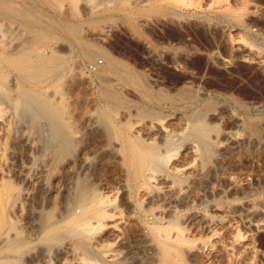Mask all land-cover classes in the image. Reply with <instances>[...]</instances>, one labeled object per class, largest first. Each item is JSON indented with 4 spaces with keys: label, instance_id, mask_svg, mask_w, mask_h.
<instances>
[{
    "label": "rangeland",
    "instance_id": "374dc122",
    "mask_svg": "<svg viewBox=\"0 0 264 264\" xmlns=\"http://www.w3.org/2000/svg\"><path fill=\"white\" fill-rule=\"evenodd\" d=\"M0 7V219L23 241L0 250V264H264V0ZM164 124L178 130L167 146L156 130ZM128 140L169 151L164 179L134 174ZM93 192L120 212L119 225L93 232L101 239L67 219L79 201L90 215ZM45 221L53 235L44 240ZM241 235L244 249L229 251Z\"/></svg>",
    "mask_w": 264,
    "mask_h": 264
},
{
    "label": "bare ground",
    "instance_id": "6f19581e",
    "mask_svg": "<svg viewBox=\"0 0 264 264\" xmlns=\"http://www.w3.org/2000/svg\"><path fill=\"white\" fill-rule=\"evenodd\" d=\"M35 6H36V4H35ZM2 7V6H1ZM0 7V8H1ZM14 7V6H13ZM2 8H4V7H2ZM17 8V7H16ZM15 8V9H16ZM22 9V8H21ZM6 11L8 10V9H5ZM17 11H19V9H16ZM22 10H20V13H22L21 12ZM9 11H7V13H8ZM11 12V11H10ZM9 12V13H10ZM23 12H24V10H23ZM11 13H14V12H11ZM25 13V12H24ZM16 14V13H15ZM27 15V14H26ZM5 16V15H4ZM7 16V15H6ZM12 17V16H11ZM19 20H20V18H18ZM22 21V20H21ZM23 24V23H22ZM63 24H64V22H63ZM65 25V24H64ZM70 25V24H69ZM29 26V25H28ZM31 26V25H30ZM50 27H52L51 25H49ZM26 28H27V26H26ZM32 30V29H31ZM34 30V29H33ZM59 30V29H58ZM27 31L29 32V30H28V28H27ZM70 33V32H69ZM47 35H52V34H50L49 32L47 33ZM42 37V36H41ZM34 40V39H33ZM83 44V43H82ZM87 46V45H86ZM85 49V48H84ZM83 49V50H84ZM94 49V48H93ZM97 50H100V49H97ZM90 53V52H89ZM25 54V53H24ZM92 54V52L90 53V54H88V56H90ZM94 55H96V53L94 54ZM98 56H100L99 54H97ZM93 56V55H92ZM97 56V57H98ZM27 57V56H26ZM97 57H95V59H97ZM83 58V57H82ZM87 58V57H86ZM23 59V58H22ZM45 59V58H44ZM48 59V58H47ZM46 59V60H47ZM90 60L92 59V58H89ZM88 59V60H89ZM95 59H92V61L93 60H95ZM110 59V58H109ZM38 60V59H37ZM52 60V59H51ZM50 60V61H51ZM86 60V59H85ZM3 60H2V58L0 57V62H2ZM14 62L16 61V59H14L13 60ZM19 61V60H18ZM43 61V60H42ZM113 61V60H112ZM18 63V62H17ZM51 63V62H50ZM49 63V64H50ZM54 63V62H53ZM52 63V64H53ZM111 63V62H110ZM110 63H108V64H110ZM34 64V63H33ZM48 64V65H49ZM92 64H93V62H92ZM114 65H116V63H114ZM21 66V65H20ZM30 66V65H29ZM50 66V65H49ZM6 67V66H5ZM16 66L14 65V68H15ZM31 67V66H30ZM114 67V66H113ZM19 68H22V67H19ZM45 68V67H44ZM89 68V67H88ZM99 68H101V67H97V68H95V72L97 73V71H101V70H99ZM115 68H117V66L115 67ZM121 68V67H120ZM101 69H103V68H101ZM119 69V68H118ZM104 70V69H103ZM108 70V69H107ZM124 69H120V71H123ZM109 71V70H108ZM126 71V70H125ZM124 71V72H125ZM113 71H111V73H112ZM101 73V72H100ZM103 74V73H102ZM113 74H115V73H113ZM98 75V77H99V79H103L104 80V76H102V75H100V74H97ZM103 75H105V73L103 74ZM107 75V74H106ZM108 76H109V74H108ZM111 77V76H110ZM110 77H109V81H110ZM119 77V76H118ZM123 77V76H122ZM106 78H107V76H106ZM107 80V79H106ZM112 80V79H111ZM143 80V79H142ZM101 81V80H100ZM125 81H127V80H125ZM102 82V81H101ZM145 82V81H144ZM4 84V83H3ZM4 86V85H3ZM1 87H2V82H1V75H0V89H1ZM4 88V87H3ZM3 90V89H2ZM102 91V90H101ZM104 91V90H103ZM188 91V90H187ZM186 90H184V91H179V94L180 95H185L186 94V92H187ZM110 94V93H109ZM106 95H108V94H106ZM187 97L186 98H188V96L189 95H186ZM191 97V96H190ZM1 107H2V99H1V96H0V111H1ZM3 109V108H2ZM143 111V110H142ZM145 111V110H144ZM149 111V110H148ZM145 112H147V109H146V111ZM151 112V111H150ZM1 113V112H0ZM205 113V112H204ZM142 114V113H141ZM151 114V113H150ZM149 114V115H150ZM203 114V112H197V113H194L193 114V116L191 117V118H193V119H195V121L193 122V125L191 124V123H189V124H191L192 125V128L194 127V130H195V133H196V135H198V136H202L203 134H204V132H205V130H206V126H205V124L201 121V118H203L204 117V115H202ZM152 115H156V114H152ZM159 118V116L157 115V116H155L154 118ZM160 119H158L157 121H159ZM191 121V120H190ZM173 122V121H172ZM160 123V122H159ZM170 124V123H169ZM172 125H170V127L166 124H164V125H159V127H157L156 128V130H157V132H159L160 133V135H161V138H162V140H163V143L167 146V145H169V144H171V143H173V139H174V137L176 136V134H178V130L176 131V129H174L173 128V126L171 127ZM188 126V125H187ZM149 128H151V127H148V125H147V127H145V130H146V132L147 131H149L150 129ZM142 129H144V128H142ZM152 129V128H151ZM179 129V128H178ZM254 129V128H253ZM138 130V129H137ZM182 130H184V129H182ZM207 130H209L208 128H207ZM255 130V129H254ZM151 131V130H150ZM180 132L181 131H179V134H180ZM138 134V133H137ZM149 134V133H148ZM155 135V134H154ZM129 136H131V135H129ZM153 136V135H152ZM156 136V135H155ZM178 137V136H177ZM189 137V136H188ZM176 138V137H175ZM190 138V137H189ZM177 142H178V140H177ZM124 143V142H123ZM176 143V142H175ZM204 143H206V142H204ZM127 144H128V147H127V151H125L126 152V154H125V159H126V162L128 163V164H131L132 165V167H133V172H134V174L135 175H140V177H141V179H142V181H144V182H147V183H150L151 181H155V180H157V181H159V180H162V179H164V173H162L161 172V169H162V167H164L165 168V164H166V161H167V159L169 158L170 159V156H169V151H168V153H166L167 152V148L165 149V153H166V155L163 153V154H161V153H155L153 150L154 149H156V147H155V145L153 144V143H151V142H142V141H136V140H132V141H130V140H128L127 141ZM123 145V144H122ZM183 145V144H182ZM171 146V145H170ZM173 146V145H172ZM192 146V145H191ZM195 146V145H194ZM125 147V146H124ZM187 147H188V145H187ZM193 147V146H192ZM168 148H170V147H168ZM180 148H181V146H180ZM209 148V147H208ZM124 149V148H123ZM162 150V149H161ZM178 151L179 149H176L175 148V151ZM174 151V152H175ZM212 153V152H211ZM85 154V153H84ZM144 154H146L147 155V157L145 158L144 157ZM173 156V155H172ZM81 159H84V157H82ZM145 159L147 160V162L145 161ZM82 161V160H81ZM83 161H85V160H83ZM175 165V164H174ZM173 165V166H174ZM177 165V164H176ZM172 166V165H171ZM183 167V166H182ZM186 166H184L183 168H178V167H169L172 171H180L181 173H183L184 174V172H185V170L184 169H186L185 168ZM158 171V172H157ZM187 171V170H186ZM160 172V173H159ZM189 172V171H188ZM138 177V176H137ZM203 179V178H202ZM183 179L181 178V179H179V181H180V183L179 184H182V181ZM200 180H198V182H199ZM161 182V181H160ZM164 182V181H163ZM167 184V183H166ZM171 184V183H170ZM163 185H165V184H163ZM207 185V184H206ZM205 185V186H206ZM145 186H147V184L145 185ZM159 186V185H158ZM166 186V185H165ZM168 186V185H167ZM166 186V188L168 189V187ZM148 187V186H147ZM207 187V186H206ZM139 188H141V187H139ZM176 188V187H175ZM2 189V188H1ZM148 189H149V187H148ZM159 189V188H158ZM170 189V188H169ZM178 189V188H177ZM165 190V189H164ZM125 191V190H124ZM149 191V190H148ZM160 191V190H159ZM177 191V190H176ZM154 192V191H153ZM180 192V191H179ZM1 193V192H0ZM94 193V192H93ZM92 193V194H93ZM96 193V192H95ZM93 194L92 195V197H91V200L93 201V203H95V206L91 209V211H90V215H88V216H85V205H83L82 204V201H79V202H77V204H76V207H75V210L73 211V213H72V215L71 216H69L67 219H68V222H71V224H73V225H75L76 227H77V229L80 231V232H83V233H86V234H91L90 235V237H94L95 235H93V232H95L97 229H100V228H102V227H113L116 223H115V220H113V215H114V213L116 212V211H118V213H120L119 212V210H116V209H114V208H112V206L110 207L109 205L107 206V199H106V197L105 196H103V194ZM99 193H101V192H99ZM168 193V192H167ZM171 193V192H170ZM1 195V194H0ZM166 195V194H165ZM169 196V195H168ZM185 196V195H184ZM168 198V197H167ZM171 198V197H170ZM183 198V197H182ZM182 198H181V200H182ZM185 198V197H184ZM169 200V199H168ZM176 200H177V198H176ZM123 201H125V200H123ZM170 202V201H169ZM182 202V201H181ZM88 205H90V204H88ZM170 205V204H169ZM113 206H114V204H113ZM172 207V206H171ZM118 209V208H117ZM53 211V210H52ZM261 211V210H260ZM117 213V212H116ZM115 213V214H116ZM118 215V214H117ZM195 216V215H194ZM116 217V216H115ZM117 217H119V216H117ZM9 218H12V217H10V215H9ZM118 220H119V218H117ZM116 219V221H118ZM10 221H11V219H9ZM17 222V221H16ZM15 222V223H16ZM258 222V221H257ZM13 224H14V222H13ZM118 224V223H117ZM116 224V225H117ZM258 224V226H260V225H262V223H260V222H258L257 223ZM119 225V224H118ZM16 227L17 226H15V225H13L12 226V223L10 224L9 223V221H8V219H7V216H6V214H3V216H2V218L0 219V233H3V237H2V240H6V242H5V244L3 245V246H1L0 247V250H2V251H5V250H15L16 248H19L20 246H21V244H22V242L23 241H21L22 240V238H21V240H18V241H20L21 243H19V242H17V241H12L13 240V238L14 237H16L15 238V240H17V237H19V229H18V227H17V229H16ZM52 227H51V225L50 224H48L46 221H45V224H44V226H43V228H42V233H40V234H42V238H44V240L46 239V238H49V237H51L52 235H53V230L51 229ZM148 228H149V226H148ZM153 228V227H152ZM12 229V230H11ZM108 229V228H107ZM110 229V228H109ZM118 229V228H117ZM105 231H106V229H104ZM112 230V229H111ZM111 230H109L108 232H110ZM114 230V229H113ZM112 230V231H113ZM101 231V230H100ZM104 231V232H105ZM150 231V233H151V231L152 230H149ZM55 232V231H54ZM104 232H103V234H104ZM107 232V231H106ZM116 232V231H115ZM99 233V232H98ZM119 233V232H118ZM158 233V232H157ZM28 234V233H27ZM39 234V235H40ZM102 234V233H101ZM13 236V237H12ZM60 236V235H59ZM96 236H97V233H96ZM95 236V238H99V237H96ZM102 236V235H101ZM115 236V235H114ZM153 236V235H152ZM240 236V235H239ZM155 237H157V236H155ZM155 237H153L154 238V240H155ZM4 238V239H3ZM7 238H10V240L8 239L7 240ZM20 238V237H19ZM41 238V239H42ZM158 238V237H157ZM156 238V239H157ZM176 238V237H175ZM245 238V236H243V235H241V237H238V238H235V239H233L231 242H229V245H228V250L229 251H232L233 249H235L236 248V245L237 244H241V241H242V239H244ZM1 239V238H0ZM32 239H35V238H32ZM39 239V238H38ZM51 239H53V237L51 238ZM92 239V238H91ZM99 239H101V237L99 238ZM99 239H97V240H99ZM143 239V238H142ZM147 239V238H146ZM2 240H0V241H2ZM44 240H43V242H44ZM104 240V239H103ZM145 240V239H144ZM180 240V239H179ZM241 240V241H240ZM47 241V240H46ZM95 241V240H94ZM94 241H91L90 240V242H93L94 243ZM105 241V240H104ZM157 241V240H156ZM244 241V240H243ZM98 242V245H99V242L100 241H97ZM102 242V241H101ZM160 242H162V241H160ZM157 243H159L158 241H157ZM100 244H102V243H100ZM105 244V243H104ZM104 244L102 245V246H104ZM244 244V243H243ZM243 244H241L242 245V248L244 249V247H245V245H243ZM246 244V243H245ZM97 245V244H96ZM106 245V244H105ZM160 245H161V243H160ZM43 246V245H42ZM101 246V247H102ZM109 246V245H108ZM71 249H72V247H71ZM74 249V248H73ZM246 249H247V247H246ZM245 249V250H246ZM244 250V251H245ZM114 251V250H113ZM115 251H116V249H115ZM161 252L163 253V255L166 253V255H167V252H166V247L163 245V246H161ZM72 253V252H71ZM104 253H107V252H104ZM104 253H103V255H104ZM113 253V252H112ZM111 253V254H112ZM231 253H233V252H231ZM117 255V254H116ZM36 256V255H35ZM64 256V255H63ZM110 256V255H109ZM111 256H113V255H111ZM34 257V256H33ZM106 257V256H105ZM108 257V256H107ZM64 258V257H63ZM70 259V258H69ZM82 259V258H81ZM64 260H65V258H64ZM66 260H68L67 258H66ZM77 260V259H76ZM91 260V259H87L86 260V262L83 260V262H82V264H89L90 262L89 261ZM32 261V260H31ZM34 261V260H33ZM63 261V260H62ZM94 263V262H93ZM232 263V262H231ZM69 264V263H68ZM75 264V263H74ZM95 264H97L96 262H95ZM100 264V263H99Z\"/></svg>",
    "mask_w": 264,
    "mask_h": 264
}]
</instances>
